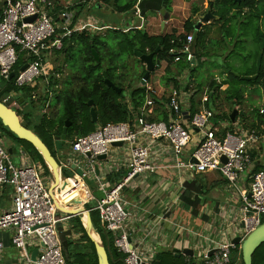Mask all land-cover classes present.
Returning a JSON list of instances; mask_svg holds the SVG:
<instances>
[{"label": "built area", "instance_id": "obj_1", "mask_svg": "<svg viewBox=\"0 0 264 264\" xmlns=\"http://www.w3.org/2000/svg\"><path fill=\"white\" fill-rule=\"evenodd\" d=\"M2 1L0 76L5 80L14 77L13 83L18 87H34L37 78L47 76L49 72L43 56L51 49L59 50L64 36L96 27L74 19L69 4L54 15L51 13L55 8L54 0ZM32 16H35L34 20H25ZM192 39L193 36L187 34L180 48L169 49L174 62L184 60L191 65L194 58L190 49ZM20 53L27 66L10 78ZM144 86L146 99L132 123L98 125L92 132L71 141L70 153L60 168L68 169L72 174L65 177L66 180L73 181L85 192L81 205L89 213L96 212L102 227L112 235L113 246L124 254V264H156L158 254L153 244L134 235L136 206L124 189L137 178L144 179L167 168L200 174L217 172L240 201L243 239L264 218V169L252 172L255 151L259 152L260 145L264 144V131L249 128L244 121L214 122V111L204 106L209 100L207 94L201 96L200 108L190 113L188 127H185L181 107L183 97L194 94L192 90L186 85L181 88L171 86L158 95L147 81ZM0 101L7 106L17 105L11 92L2 94ZM161 106L165 118L148 120L161 112ZM258 112L263 114L264 109L260 108ZM193 131L196 140L192 141ZM191 141L193 150L182 159L181 155ZM117 142L122 144L112 145ZM167 150L171 155L169 163L162 159ZM16 152L18 163L13 164L11 154L0 140V185L11 189L10 206L0 214V231H13L10 242L17 248L21 264H66L58 224L70 216L57 208L48 186L49 178L46 183L40 175L41 165L22 147L16 148ZM99 155H104V159H98ZM113 161L124 168V175L118 180L112 179L114 173L111 172L120 170L112 166ZM76 168L80 173L75 171ZM86 179L94 183L93 189L102 191V197L96 198L92 194ZM3 246L0 241V257ZM234 247L232 242L210 241V247L199 260L204 264H229V254ZM212 250L214 252L210 253Z\"/></svg>", "mask_w": 264, "mask_h": 264}, {"label": "trees", "instance_id": "obj_2", "mask_svg": "<svg viewBox=\"0 0 264 264\" xmlns=\"http://www.w3.org/2000/svg\"><path fill=\"white\" fill-rule=\"evenodd\" d=\"M111 2H113L112 5L117 12L125 13L134 11L137 0H129L123 4H120L119 0H102V3L108 5H110ZM169 2L170 0H163L165 7H169ZM220 2H222V4L219 5ZM214 4L216 14L219 15V18L224 19L225 22L222 24L221 29L228 30L230 25H226L231 18H228L227 15L232 7L238 5L231 2V0H215ZM262 5L264 7V0H241L239 4L240 7H249L248 12L252 13L255 11L258 18L261 14H263L264 17V8L261 7ZM60 9H62V6H57L51 13L54 12V15H56L57 11ZM70 9L74 8L71 6ZM196 11L197 8L193 9V13H196ZM78 15L79 12L74 15V19H76ZM193 27L194 23L189 18L184 23V32L178 35L175 33L149 35L144 30L137 28L128 29L126 31L117 28H107V33L103 37L96 32L92 33L88 30H81L79 32L73 31L61 39L62 47L59 50L51 49V52L63 54V61L59 65L60 68L58 67L57 69V67H55L56 70H52L46 77H39L34 87L30 85L18 87L13 83L14 77L10 80H5L0 76V99L2 94L9 92L13 94L16 104L22 107V109L20 108L17 111V114L21 115L23 126L32 130L53 155L51 150L52 136L53 134H62L66 121L69 122L66 129L68 137L71 135H74V137L86 135L95 130L96 126L105 125L107 123H132L135 116L140 114V108L147 94L146 87L141 83L143 74L145 73V66L137 57L136 52H140L141 54L154 53L153 62L157 65L160 61L166 60L168 63L165 69L166 74L170 75V65L172 64L173 56L169 53V49L180 48L182 43L186 40V35L194 31ZM231 32L229 28L228 34H231ZM206 33L207 28H201V30L197 32V35L202 36ZM224 35L226 36V34ZM75 50L77 53L74 55L72 51ZM92 50L97 53L99 57L98 62L95 61ZM24 62L25 60L22 54L12 68L14 76L18 73ZM175 65L177 72L188 66L189 68L192 67L184 60L176 62ZM64 66H70L67 68L68 81L64 82V86L61 89H57L56 86L59 83V79L56 78L55 75L56 73H62V68ZM229 73L232 78L239 80L238 76H235L230 71ZM175 76L176 75H172V79L166 81L165 84H172V86L178 87V81L175 79ZM253 81L264 89L263 59L261 60L259 73ZM107 82L112 83L119 88L120 91L118 92L112 87H109ZM40 87L41 89H39ZM210 87L212 88L213 84H210ZM38 90H41V94L38 93ZM241 93H243L242 90L237 89L233 92V95L240 98V95H242ZM22 94H26L27 97L19 102V98ZM36 94L38 95L37 99L34 97ZM213 94H215V92ZM51 98L55 100L53 107L51 105L47 113H37V108L42 111ZM89 100L93 102L96 111L97 122L95 123L92 121L89 114V106L87 105ZM160 109H162L160 113H156L153 117H148V120H154L156 117L158 119H164L165 111L162 106ZM253 112H251V114H253ZM257 114L258 123H253L252 120L249 121L246 126H249V128L256 127L263 132L264 113L259 114L257 111ZM221 118H226L227 121L230 120L223 114ZM0 126H2L1 123ZM6 134L9 138H16L12 134L13 137L9 135V131H7ZM46 138H49V140ZM16 140L17 143L25 146L26 150H24L30 155L34 162L39 163L42 169L47 171L46 175H48V170L36 149L26 141ZM259 169H264V166L260 167V165H255L252 172ZM68 171L65 172V175L63 174L66 178L71 176V172L69 171V173ZM63 172L64 168L62 169V173ZM123 175L122 172L114 174L112 179L118 180ZM51 192L54 194L55 189L52 188ZM60 203L63 208L71 209L62 199H60ZM93 213L95 212H90V217L103 241L109 264H124V254L115 249L112 235L102 227L97 214L96 218ZM67 222L69 223V227L64 230L62 226L58 224L60 231L63 232L60 239L65 263L98 264L94 244L85 232L81 217L71 216L67 218ZM156 264L204 263L200 260L194 263L191 258L185 260L182 255L177 256L174 252L164 251L159 254ZM229 264H243L240 247L238 245L230 251ZM252 264H264V243L254 251L252 255Z\"/></svg>", "mask_w": 264, "mask_h": 264}, {"label": "crops", "instance_id": "obj_3", "mask_svg": "<svg viewBox=\"0 0 264 264\" xmlns=\"http://www.w3.org/2000/svg\"><path fill=\"white\" fill-rule=\"evenodd\" d=\"M127 1L129 0H126L125 3ZM138 1L139 0H137V2ZM198 1L200 3H202V1L205 2L204 9H201V4L197 5ZM54 2L55 8L57 6L63 7L64 5L69 4L70 7L72 6L74 8L71 9L74 12V15L79 12V15L77 16L79 21H87L92 25L95 24L96 27L94 29L92 28V30H88L92 33L103 29L106 30L107 28H117L124 31L137 28L144 30L149 35L171 33L178 35L179 33L184 32V23L187 19L190 18L195 24L197 19H194V17H196L198 13H203L208 6V0H170L169 7H165L164 3L163 7L170 15H174L177 18L169 19L162 24V16L155 11H149L142 15L136 7L137 2L134 6V11L125 13L117 12L112 5L113 2L108 5L102 3V0H54ZM2 7L3 1L1 0L0 15ZM92 8H96L97 12L94 13ZM195 8H197V11L196 13H193V9ZM212 10L213 13L216 14V10H214V8H212ZM244 10H246V7ZM117 15L123 18L122 23L125 26L123 25L118 27L115 25L117 20H115L114 23V19ZM263 18V14H261L258 19L261 21ZM175 23L180 24L178 26L181 28V31L174 28ZM221 26L222 25L219 19L202 27V29L207 28V33L200 36L203 37V45L199 46V52L201 55L196 52L198 42L195 38L194 56L195 59L200 60V63L203 60V57L208 55V49L213 50L217 48L220 49L219 52L221 53L223 44L226 45V40H228L230 35H232V32L231 34H228L229 28L228 30H222ZM188 34L192 36L194 35L192 32H189ZM224 34H226V36ZM212 41L214 42L213 45L211 44ZM260 52L261 48L254 55L253 59L249 57L247 71L242 73L231 71L232 74L235 75L236 73L238 74V77L239 75H255L256 60ZM210 53H212V51ZM250 54L251 53H249L248 56ZM262 59L264 60V51ZM175 63L176 62L172 61V64L170 65L171 73L170 75H167L165 69L168 63L166 60L160 61L158 65L156 64V73L152 74L151 72L145 81H147L155 93L161 95L164 93V90L168 91V89L172 88V84H170L171 82L169 83L170 85H166L165 83L169 79H172V75H176L175 79L178 81L177 88H181L183 85H186L185 87L188 88V90H192V93L194 94L192 96L185 95L186 98L183 97V104L181 107L183 109L182 124L185 127H188L189 115L195 111L196 108H200V99L196 94L197 90H195L196 84L194 80L187 76V72L185 71L187 67L177 72ZM190 66L193 65L191 64ZM38 79L39 78L36 79L34 86L36 85ZM210 80L211 81L208 85L210 87V84H213V87H210L212 90L208 94L209 100L204 106L214 111L215 118H218L214 122H225V120L208 105L210 97L215 95L213 93L217 89L220 93L227 95L228 101L232 102V109H237L238 113L234 117L235 122H241L249 119V121L253 120V123H258L256 119L257 117H252L254 114H251V112L254 111L253 106L247 104L248 102L245 101L246 93L243 92L242 89L243 87H246V84H244L245 86L239 85L238 88L234 87L235 89L232 88V84L226 81V75L224 72L222 73V77L215 76V79ZM239 80L241 79L239 78ZM247 86H249V90H252L255 86L257 87L258 84L253 82L251 85ZM237 89H240L243 92L241 93L242 95H240V98L233 95V92ZM35 97V99H37L38 95L36 94ZM252 98L261 101L258 111L260 108H264V95L258 96L255 93L252 94ZM50 108L51 104L47 102L45 107L42 109V112L47 113V109ZM239 111H241V113H239ZM155 115L156 113L154 116ZM229 121L232 122L231 120ZM61 135L53 134L51 147V149L57 151L59 157H63V160H60L59 162L60 165L65 163V157H67L70 153V143L74 138H76H70L66 133L65 142H61L59 145H56L55 141L56 139H59ZM192 136V141L196 140L195 131L192 132ZM46 139L49 140V138ZM192 141L185 149V152L181 155L184 158L188 157L193 150L194 146H192ZM6 147L8 148L9 145L6 144ZM170 156L171 155L167 150L162 158L163 161L165 163H169ZM253 164L254 166H264V144L260 145L259 152L254 156ZM112 166H115L120 170L113 171L111 173L117 174L124 171V168L120 166L118 162L113 161ZM110 175L111 174H109L108 177ZM124 192L136 206L133 218V227L135 230L134 235L137 238L144 239L148 243L151 242L158 256L161 252L170 251L182 255L185 260L191 258L194 263H196L199 262L203 253L208 247H210V241H215V243L231 242V240L236 237H242L240 201L238 197L229 190L225 179L217 172L200 174L190 172L189 170L175 168L162 169L144 179H135L124 189ZM10 194L11 189L8 196L9 203L5 205V207L0 208V214L3 210L10 206ZM59 207H61V205ZM12 232V230H6L0 233V241H2L4 245L1 252L0 264H21L18 251H11L13 248V245L10 242ZM236 245L240 247V243ZM183 249L192 250V255L183 254Z\"/></svg>", "mask_w": 264, "mask_h": 264}, {"label": "rangeland", "instance_id": "obj_4", "mask_svg": "<svg viewBox=\"0 0 264 264\" xmlns=\"http://www.w3.org/2000/svg\"><path fill=\"white\" fill-rule=\"evenodd\" d=\"M125 1L126 0H119V3L123 4V3H125ZM0 2H1V0H0ZM198 4H201L202 5L201 9H204V6H205L204 1H202V3H200L198 1L197 5ZM261 7H263V5ZM92 10L94 13L97 12L96 8H94V9L92 8ZM106 13H111V12H106ZM199 14L200 13H198L196 15V17H194V19H197V16ZM122 19L123 18L121 16H118V15L115 16L114 23H115V20H117L115 25L118 27L123 26L124 24L122 23ZM239 21H240L239 27H236L235 25L230 27V29L232 31V35H230V38L228 40H226V42H227L226 45L223 44V49L221 50V53L219 52L220 49H217V48L213 49V50L208 49V55L203 57V60L201 61V63L195 64L191 68H189V66H188L185 69V71L187 72V76L191 77L194 80V82L196 84L195 90H197L196 94H197V97L199 99L201 98L203 93H206L208 95L209 92L212 90L208 85V83L211 81L210 79H215V76L222 77L223 72L226 75V81L232 84L231 85L232 88H234V87L238 88L239 85L241 86V85L246 84V87H243V89H242L243 92L246 93L245 94L246 95L245 101L248 102L247 104L253 106V110H254L253 117H256V116H258L257 111H258L259 106L261 105V101L253 99L252 94L256 93L258 96H261V95L259 94L256 86L252 90H249V88H248L249 86H247V85H251V83H253L254 81L245 82V81H241V80H236V79L232 78L229 71L230 72L235 71L236 73H242V72L247 71L249 57H251L253 59L254 55L257 53L258 50H260V47H261V44L259 41V35L262 31H264V19H261V21H259L258 16L256 15V12L254 11L252 13L247 12L245 15H243L241 17V19ZM178 25H180V24L175 23L174 28L181 31V28H179ZM96 33L103 37L106 35L107 30H105V29L99 30ZM192 34L195 35V38L197 39V42H198V48H197L196 52H197V54L201 55L199 52V46L203 45V37L198 36L197 33L194 31H192ZM106 38H107V36H106ZM211 44L213 45L214 42L212 41ZM211 51H212V53H210ZM76 53H77L76 50L72 51V54L75 55ZM249 53H251V54L248 56ZM21 55H22V53L19 54V56H21ZM43 61L49 67L48 72L50 73V72H52V70H56L55 67H57V69H58L60 63H62V61H63V54L62 53L58 54L55 52L46 53L43 56ZM263 65H264V60H263ZM68 67H70V66H68ZM68 67L64 66L62 68V73H56L55 77L59 79V83L56 86L57 89H61L64 86V82L68 81V77H67L68 76L67 75L68 74V70H67ZM155 73H156L155 70L152 71V74H155ZM153 76H155V75H153ZM39 89H41V87ZM38 92L41 94V90H38ZM48 102L51 105L55 104V100L52 98L49 99ZM231 103L232 102L228 101L226 94H222L216 89L215 95L210 97V102L208 103V105L210 106V108H213L218 113V115L221 116L223 114L224 116L229 118V115L233 110L232 109L233 105ZM10 107L14 108L16 111H18L20 108L22 109V107H19V105L10 104ZM48 111H49V109H47V112ZM37 113H43V112L41 111V109L37 108ZM19 117H20V119L22 118L20 114H19ZM217 119L218 118H215V120H217ZM223 119L227 120L226 118H223ZM244 122L246 124H248L249 120L247 119ZM5 129L6 128L4 126H0V140L2 141L3 146L7 149L6 144L9 146L12 144L17 149L20 147L25 149V146L23 144L20 145L19 143H17L16 138L12 139L11 137L10 138L7 137L6 133L8 130L6 129L7 130L6 131ZM11 134L12 133L9 131V135H11ZM70 137L72 138V137H74V135L73 136L71 135ZM51 150H52V153L55 156V158L58 160V162H60V160H63L62 159L63 157L58 156L57 151H55L53 149H51ZM255 152H256L255 154L257 155L258 152L257 151H255ZM10 156H11V161L13 162V164H17L18 163V158L16 157L17 153L11 154ZM29 157H30V155H29ZM181 158H184V157L181 156ZM67 171L68 170L64 169L63 174L65 175V172H67ZM46 173H47V171L43 169V171H42V173H40V175L44 178V181L47 183L48 182L47 181L48 175H46ZM49 184H50V181H49ZM91 192L96 198H100L103 196V193L100 189H93ZM9 193H10V187L0 185V208L5 207V205H7L9 203V201H8ZM87 207H89V205H87ZM93 214L97 218L96 212ZM60 215H62V214H60ZM262 221H264V218H262ZM59 226H62L63 230L68 228L69 223L67 222V219L61 220L59 222ZM0 233H2V231H0ZM62 234H63V232L60 231V233H59L60 238L62 237ZM11 251L16 252L17 248H15V246L13 245V248L11 249Z\"/></svg>", "mask_w": 264, "mask_h": 264}, {"label": "water", "instance_id": "obj_5", "mask_svg": "<svg viewBox=\"0 0 264 264\" xmlns=\"http://www.w3.org/2000/svg\"><path fill=\"white\" fill-rule=\"evenodd\" d=\"M136 7L142 15L149 12V11L157 12L159 15L162 16V24H164V22L169 20V19L177 18L174 15H170L165 10V8L163 7V0H139L137 2ZM34 18H35V16H32V17L26 18L25 20L32 21V20H34ZM211 20H219V17L217 15H214L211 12L210 7H207L203 13H201L197 16V21L193 27L194 32L197 33L198 31H200L201 28L204 25L208 24ZM194 41H195V35H193V39H192V42L190 44V49H191V52L193 54L195 52ZM260 48H261V52L258 54V57L256 60V73H255V75H253V76H240L239 75V78L241 80L252 81V80L256 79V77L259 73L261 59L263 57V51H264V42L263 41L261 43ZM92 54H93L95 61L98 62L99 57H98L97 53L94 50H92ZM136 54H137V57L143 62L144 66H145V73L143 74L142 82H141L142 84H144V82H145V80H147L149 74L152 71H154L156 68V64L153 62L154 53L141 54L140 52H136ZM196 63H200V60L195 59V56H194V58L191 61V64L195 65ZM26 66H27V64L25 63L20 67V69L23 70ZM13 75H14V73L11 72L10 78ZM235 75L238 76V74H236V73H235ZM107 85L109 87H112L113 89H115L118 92L120 91L119 88H117L116 86H114L110 82H107ZM257 89H258V92L260 95H264V89H262L260 86H257ZM26 97H27L26 94H22L21 97L19 98V102H21ZM87 105L89 106V114H90L92 121L94 123L97 122V115H96L95 108L93 106V102L91 100H89L87 102ZM237 113H238L237 109L234 108L229 115V119L231 121H234V117ZM239 113H241V111H239ZM0 123L8 131H10L14 135V137H16V139L28 142L40 154V156L42 157V160H43V162H44V164L48 170V177H49V181H50V185H49L50 191L53 188V186H59L60 177H63V179L66 181V178L64 177V175L62 173V168H60V164H59L58 160L51 154L48 147L43 143V141L32 130L23 126L22 121H21L19 115L17 114V111L14 108L4 104L2 101H0ZM68 125H69V122L66 121L62 135L60 136L59 139H56V141H55L56 145H59V143H61V142L62 143L65 142L66 128L68 127ZM121 144H122L121 142H117V143H113L112 145L119 146ZM7 150L10 154H13V153H15L16 148L14 145L11 144L7 148ZM87 155H89V154H87ZM104 157H105L104 155H99L98 159H104ZM191 162H195V160L191 159ZM72 168H75V167L72 166ZM75 171L77 173H80V170L78 168H76ZM53 179H54V181H52ZM85 182H86V184L89 185V189L93 190L94 183H91L88 179H86ZM74 201H76V200H74ZM55 203H56V201H55ZM56 205H57V203H56ZM57 208L61 212L69 215L70 217L71 216H80L81 217V221H82L83 227L85 229V232H86L87 236L89 237V239L94 244L98 264H109L107 252L105 250L103 241H102L99 233L97 232V230L95 229V227L92 223L89 211L82 205L80 206L79 209H72V210L71 209H65L63 207H59L58 205H57ZM231 242L235 245L240 243V251H241V257H242L243 264H252V255H253L254 251L262 243H264V221L262 223H260L258 226H256L252 231H250L243 239H241L240 237H236V238L232 239ZM213 252H214V250H212L210 253H213ZM182 253L186 254V255H192V250L183 249ZM35 255H36V250H34L32 252V258L33 259L35 258ZM176 255L178 256L179 254H176Z\"/></svg>", "mask_w": 264, "mask_h": 264}, {"label": "bare ground", "instance_id": "obj_6", "mask_svg": "<svg viewBox=\"0 0 264 264\" xmlns=\"http://www.w3.org/2000/svg\"><path fill=\"white\" fill-rule=\"evenodd\" d=\"M52 181H54V179ZM64 181L63 177H60L59 186H53L55 189L54 194L51 192L53 198L58 206L61 205L60 199H62V201L68 204L71 209H79L81 202L84 199L83 196L85 195V192L80 186L74 184L73 181ZM61 207L63 206L61 205Z\"/></svg>", "mask_w": 264, "mask_h": 264}, {"label": "flooded vegetation", "instance_id": "obj_7", "mask_svg": "<svg viewBox=\"0 0 264 264\" xmlns=\"http://www.w3.org/2000/svg\"><path fill=\"white\" fill-rule=\"evenodd\" d=\"M231 2L237 4L238 6H236V7H232V8L230 9V11H229L227 17H228V18H231V19L228 21V24H227L226 26L230 25L229 28H230L231 26H233V25H235L236 27H239V23H240L239 20L241 19V17H242L243 15H245V14L249 11V7H246V10H244L245 7H240L239 4H240L241 0H231ZM214 3H215V0H208V6H207V7H210V8H211V12H212V13H213L212 8H214V10L216 9ZM220 4H222V2H220L219 5H220ZM207 7H206V8H207ZM213 14H214V13H213ZM214 15H217V14H214ZM217 16L219 17V15H217ZM238 18H239V19H238ZM219 19H220L221 25H222L223 23H225V22H224V19H222V18H219ZM212 22H214V20H211V21L208 23V25L211 24ZM224 27H225V24H224ZM259 41H260V44L262 43V41L264 42V31H262V32L260 33V35H259Z\"/></svg>", "mask_w": 264, "mask_h": 264}]
</instances>
